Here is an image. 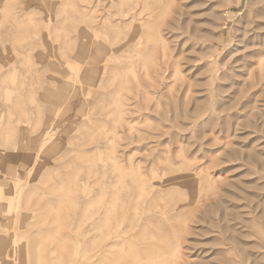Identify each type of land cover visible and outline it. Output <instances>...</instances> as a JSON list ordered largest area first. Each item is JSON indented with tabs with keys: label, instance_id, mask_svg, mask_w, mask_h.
Segmentation results:
<instances>
[{
	"label": "rangeland",
	"instance_id": "374dc122",
	"mask_svg": "<svg viewBox=\"0 0 264 264\" xmlns=\"http://www.w3.org/2000/svg\"><path fill=\"white\" fill-rule=\"evenodd\" d=\"M92 263L264 264V0H0V264Z\"/></svg>",
	"mask_w": 264,
	"mask_h": 264
},
{
	"label": "bare ground",
	"instance_id": "6f19581e",
	"mask_svg": "<svg viewBox=\"0 0 264 264\" xmlns=\"http://www.w3.org/2000/svg\"><path fill=\"white\" fill-rule=\"evenodd\" d=\"M46 140V139H45ZM109 237L111 238V236L109 235ZM107 241V240H106ZM108 242V241H107ZM109 244V243H108ZM113 245V244H112ZM147 245V244H146ZM107 247H109V246H107ZM110 247H112V246H110ZM108 249V248H107ZM106 250V249H105ZM126 253V252H125ZM182 254V253H181ZM94 255V254H93ZM126 255V254H125ZM125 255H123V256H125ZM129 255V254H128ZM142 256V255H141ZM184 256V255H183ZM90 257V256H89ZM92 257V256H91ZM133 259V258H132ZM138 259V258H137ZM140 259V258H139ZM90 260V259H89ZM96 260V259H95ZM121 260V259H120ZM143 260V259H142ZM141 260V261H142ZM112 261V260H111ZM126 261V260H125ZM124 261V262H125ZM104 262H106V260L104 261ZM143 262V261H142ZM163 262V261H162ZM166 262V261H165ZM98 263H101V262H98ZM93 264V263H92ZM97 264V263H96ZM109 264V263H108ZM111 264V263H110ZM113 264V263H112ZM123 264V263H122ZM125 264H127V263H125Z\"/></svg>",
	"mask_w": 264,
	"mask_h": 264
}]
</instances>
